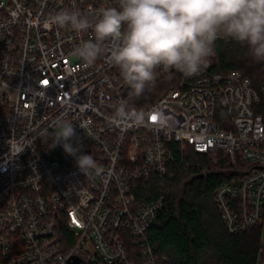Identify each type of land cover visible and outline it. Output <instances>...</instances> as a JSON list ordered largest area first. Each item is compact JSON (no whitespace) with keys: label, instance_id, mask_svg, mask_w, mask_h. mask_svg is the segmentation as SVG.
I'll list each match as a JSON object with an SVG mask.
<instances>
[{"label":"built area","instance_id":"obj_1","mask_svg":"<svg viewBox=\"0 0 264 264\" xmlns=\"http://www.w3.org/2000/svg\"><path fill=\"white\" fill-rule=\"evenodd\" d=\"M72 6L73 0H0V264H162L147 233L165 201L139 205L136 191L167 174L174 143L222 153L239 171L250 166L217 187L215 202L232 233L262 224L264 61L259 81L237 69L214 71L213 56L192 77L160 68V87L150 90L148 103L134 105L104 58L86 66L71 57L93 37L91 29L43 25ZM75 6L92 18L116 0ZM120 101L143 112L145 122L114 121ZM57 119L74 125L78 154L93 157L86 175L61 146L54 148L62 164L47 158L53 147L44 130L52 132Z\"/></svg>","mask_w":264,"mask_h":264},{"label":"clouds","instance_id":"obj_2","mask_svg":"<svg viewBox=\"0 0 264 264\" xmlns=\"http://www.w3.org/2000/svg\"><path fill=\"white\" fill-rule=\"evenodd\" d=\"M43 25L75 32L91 29L93 37L76 45L71 57L86 66L104 58L129 86L130 97L154 85L160 68L197 75L220 37L246 46L253 59L264 61V0H116V6L102 7L92 18L73 0L71 8L54 13ZM113 120L141 125L145 114L120 101L114 105ZM51 127L52 132L44 130L50 147L61 146L86 175L95 162L73 146L78 139L74 125L57 119Z\"/></svg>","mask_w":264,"mask_h":264},{"label":"trees","instance_id":"obj_3","mask_svg":"<svg viewBox=\"0 0 264 264\" xmlns=\"http://www.w3.org/2000/svg\"><path fill=\"white\" fill-rule=\"evenodd\" d=\"M213 70H240L259 81L262 61H256L248 48L229 38L215 42ZM120 75V73H119ZM156 83L149 88H159ZM150 97V94L146 96ZM174 159L168 172L153 176L136 191L139 205L163 198L165 206L147 236L162 264H264L263 223L232 233L226 227L215 202L219 185L239 174L222 153L197 152L191 145L174 143ZM239 165V166H240Z\"/></svg>","mask_w":264,"mask_h":264},{"label":"rangeland","instance_id":"obj_4","mask_svg":"<svg viewBox=\"0 0 264 264\" xmlns=\"http://www.w3.org/2000/svg\"><path fill=\"white\" fill-rule=\"evenodd\" d=\"M149 94H150V91L148 89H146L145 92L141 96L130 97V102L134 103V105H137L139 103H141V104L148 103L149 99L146 96ZM47 158L53 163H59V164L63 163V154H62L61 150L57 149V148H53V149L49 150V152L47 154ZM262 239H263V243H264V220H263V226H262ZM260 261H262L261 256H259V264H262Z\"/></svg>","mask_w":264,"mask_h":264},{"label":"snow or ice","instance_id":"obj_5","mask_svg":"<svg viewBox=\"0 0 264 264\" xmlns=\"http://www.w3.org/2000/svg\"><path fill=\"white\" fill-rule=\"evenodd\" d=\"M153 119H155V117H153Z\"/></svg>","mask_w":264,"mask_h":264}]
</instances>
